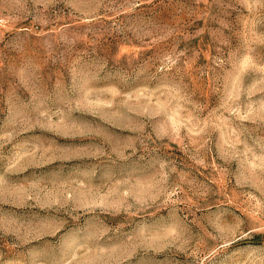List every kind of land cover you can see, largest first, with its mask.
I'll list each match as a JSON object with an SVG mask.
<instances>
[{
  "label": "rangeland",
  "instance_id": "obj_1",
  "mask_svg": "<svg viewBox=\"0 0 264 264\" xmlns=\"http://www.w3.org/2000/svg\"><path fill=\"white\" fill-rule=\"evenodd\" d=\"M0 264H264V0H0Z\"/></svg>",
  "mask_w": 264,
  "mask_h": 264
}]
</instances>
